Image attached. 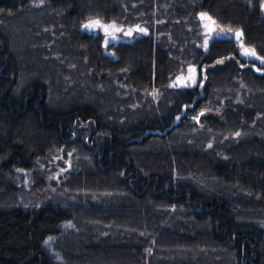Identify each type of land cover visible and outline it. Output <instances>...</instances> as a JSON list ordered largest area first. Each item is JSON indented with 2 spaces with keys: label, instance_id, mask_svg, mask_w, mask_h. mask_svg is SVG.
<instances>
[{
  "label": "trees",
  "instance_id": "trees-1",
  "mask_svg": "<svg viewBox=\"0 0 264 264\" xmlns=\"http://www.w3.org/2000/svg\"><path fill=\"white\" fill-rule=\"evenodd\" d=\"M262 2L0 0V264H264V67L199 19L264 57Z\"/></svg>",
  "mask_w": 264,
  "mask_h": 264
},
{
  "label": "rangeland",
  "instance_id": "rangeland-1",
  "mask_svg": "<svg viewBox=\"0 0 264 264\" xmlns=\"http://www.w3.org/2000/svg\"><path fill=\"white\" fill-rule=\"evenodd\" d=\"M262 13L264 16V0L262 2ZM203 14V16H202ZM205 17H210L207 13H200L199 19L202 23V30L204 35V42L201 45L205 51L208 49V45L210 41L214 38H222L229 37L233 38L240 52V56L250 62H256L261 67H264V57H261L257 54L254 48L245 45L243 41V36L241 29L232 28L230 26H225L219 24L215 19L210 17L211 19H207ZM99 20L102 25L108 28V31L105 32L104 28L96 27L89 28L85 27V25L89 24L90 21ZM81 28L93 35L101 36L103 38V47L105 52H107L108 46L112 44H118L119 42H131L135 38L146 36L149 30L144 25H136V26H125L122 24H118L116 22H105L101 19L91 18L88 19L85 23L82 24ZM144 30V31H141ZM131 33V34H129ZM245 50H249V52L254 51L255 55L246 54ZM112 54V53H111ZM202 79L200 73L197 71L195 66L188 67L185 71L181 72L172 82L171 86L174 88H182V87H201ZM211 114H217L216 112L210 111ZM71 158L62 159L58 157L52 163L53 168L51 167L46 170L42 175L46 178V183L49 186V191L55 192L56 187L54 185L60 186L63 183L64 178H66L68 172L70 171ZM24 177L23 183L21 185L29 188L32 184L31 176L28 173H22Z\"/></svg>",
  "mask_w": 264,
  "mask_h": 264
},
{
  "label": "snow or ice",
  "instance_id": "snow-or-ice-1",
  "mask_svg": "<svg viewBox=\"0 0 264 264\" xmlns=\"http://www.w3.org/2000/svg\"><path fill=\"white\" fill-rule=\"evenodd\" d=\"M203 16V14H202ZM207 19H211L210 17H205ZM85 27H89V28H96V27H100V28H104L105 32L108 31V28L104 25H102V23L99 21V20H93V21H90L89 24L85 25ZM141 31H144V30H141ZM131 34V33H129ZM246 54H250V55H255V52L254 51H251L249 52V50H245Z\"/></svg>",
  "mask_w": 264,
  "mask_h": 264
}]
</instances>
